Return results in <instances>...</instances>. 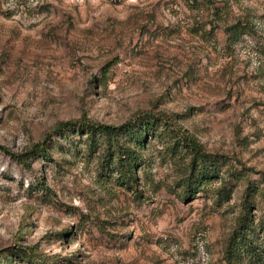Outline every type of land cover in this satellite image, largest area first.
Returning a JSON list of instances; mask_svg holds the SVG:
<instances>
[{
  "label": "rangeland",
  "instance_id": "1",
  "mask_svg": "<svg viewBox=\"0 0 264 264\" xmlns=\"http://www.w3.org/2000/svg\"><path fill=\"white\" fill-rule=\"evenodd\" d=\"M146 112L247 174L223 167L183 198L189 154L149 132L135 195L106 142L85 133H52L30 167L2 149L25 152L67 120ZM258 172L264 0H0V264H264L262 194L250 208L256 254L224 257Z\"/></svg>",
  "mask_w": 264,
  "mask_h": 264
},
{
  "label": "trees",
  "instance_id": "2",
  "mask_svg": "<svg viewBox=\"0 0 264 264\" xmlns=\"http://www.w3.org/2000/svg\"><path fill=\"white\" fill-rule=\"evenodd\" d=\"M160 127L164 128L160 129ZM60 131L62 134L68 131L85 133L93 144H97L99 141L106 142V151H111L112 163L117 169L122 183L130 188L135 195H141L136 172L137 167L141 164V156L137 151V146L143 145L149 132L160 136L164 134L170 139L174 138L176 143L173 144L172 148H177L175 145L179 142L180 147L189 154L187 174L182 182L181 195L183 198L195 197L203 189L206 182L220 177L223 167H226L227 164V158L224 155L204 151L194 137L174 132L172 127L168 125L166 118L150 112L137 114L133 119H129L120 125H111L85 118L74 121L67 120L59 123L57 128L48 133L43 141L36 142L25 152L14 153L7 148L2 147V149L13 160L30 167L29 161L31 159L37 156H49L51 134ZM226 172H229V176L237 178L244 173L247 174V168L243 165L230 164L226 167ZM259 175L258 181L246 179L247 185L242 193L241 209L224 249V257L229 263L235 262L243 252L256 254V247L249 236L251 234L250 208L257 194L264 196L258 186L259 183H264V172H260ZM225 192L227 193V188L224 180L219 190L217 202L224 197L222 195ZM258 223L264 237V213Z\"/></svg>",
  "mask_w": 264,
  "mask_h": 264
}]
</instances>
